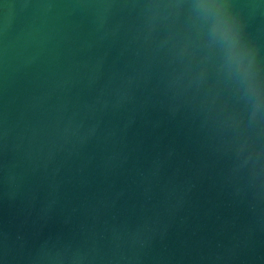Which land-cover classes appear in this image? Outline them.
Here are the masks:
<instances>
[{
	"label": "water",
	"instance_id": "95a60500",
	"mask_svg": "<svg viewBox=\"0 0 264 264\" xmlns=\"http://www.w3.org/2000/svg\"><path fill=\"white\" fill-rule=\"evenodd\" d=\"M0 264H264V0H0Z\"/></svg>",
	"mask_w": 264,
	"mask_h": 264
}]
</instances>
